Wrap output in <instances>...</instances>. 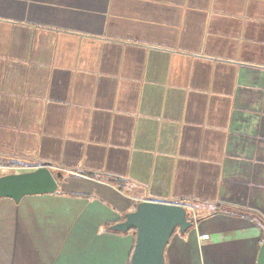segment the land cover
Segmentation results:
<instances>
[{
	"label": "crops",
	"instance_id": "obj_1",
	"mask_svg": "<svg viewBox=\"0 0 264 264\" xmlns=\"http://www.w3.org/2000/svg\"><path fill=\"white\" fill-rule=\"evenodd\" d=\"M40 166L58 189L0 198V264H127L109 227L144 200L194 215L166 264H257L264 0H0V176Z\"/></svg>",
	"mask_w": 264,
	"mask_h": 264
},
{
	"label": "water",
	"instance_id": "obj_2",
	"mask_svg": "<svg viewBox=\"0 0 264 264\" xmlns=\"http://www.w3.org/2000/svg\"><path fill=\"white\" fill-rule=\"evenodd\" d=\"M60 172L53 173L48 166L31 171L0 176V198L18 203L29 195L51 194L58 189ZM192 228L185 205L144 200L124 215L109 229L126 233L134 231L135 241L129 264H166L165 250L171 237L178 232L184 235ZM257 264H264V243L260 245Z\"/></svg>",
	"mask_w": 264,
	"mask_h": 264
},
{
	"label": "trees",
	"instance_id": "obj_3",
	"mask_svg": "<svg viewBox=\"0 0 264 264\" xmlns=\"http://www.w3.org/2000/svg\"><path fill=\"white\" fill-rule=\"evenodd\" d=\"M237 213L239 214V216L249 218V219L253 220L254 222L258 223V225H260L262 227L261 238L264 240V218L261 215L254 213L252 211H237ZM189 220L191 221L192 227H193L195 224V221L192 219L191 215H189ZM132 232L134 233V231H132ZM134 241H135V233H134ZM132 250H133V247H132ZM131 253H132V251H131ZM130 256H131V254H130ZM129 260H130V257H129ZM129 260H128L127 264H129Z\"/></svg>",
	"mask_w": 264,
	"mask_h": 264
},
{
	"label": "built area",
	"instance_id": "obj_4",
	"mask_svg": "<svg viewBox=\"0 0 264 264\" xmlns=\"http://www.w3.org/2000/svg\"><path fill=\"white\" fill-rule=\"evenodd\" d=\"M1 169V168H0ZM8 170V169H7ZM4 172V171H3ZM20 171H18L17 169H12V173H19ZM201 239L204 240V239H207V235H204V236H201Z\"/></svg>",
	"mask_w": 264,
	"mask_h": 264
},
{
	"label": "rangeland",
	"instance_id": "obj_5",
	"mask_svg": "<svg viewBox=\"0 0 264 264\" xmlns=\"http://www.w3.org/2000/svg\"><path fill=\"white\" fill-rule=\"evenodd\" d=\"M59 183V180H58V182H57V184ZM189 213L191 214V212L189 211ZM191 216H193L194 217V215H191Z\"/></svg>",
	"mask_w": 264,
	"mask_h": 264
}]
</instances>
